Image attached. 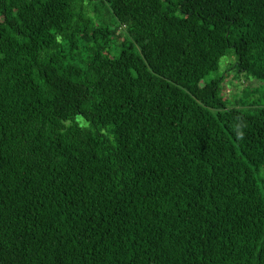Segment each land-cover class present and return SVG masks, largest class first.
<instances>
[{
    "label": "trees",
    "instance_id": "trees-1",
    "mask_svg": "<svg viewBox=\"0 0 264 264\" xmlns=\"http://www.w3.org/2000/svg\"><path fill=\"white\" fill-rule=\"evenodd\" d=\"M0 264H264V0H0Z\"/></svg>",
    "mask_w": 264,
    "mask_h": 264
},
{
    "label": "rangeland",
    "instance_id": "rangeland-1",
    "mask_svg": "<svg viewBox=\"0 0 264 264\" xmlns=\"http://www.w3.org/2000/svg\"><path fill=\"white\" fill-rule=\"evenodd\" d=\"M123 30H120L122 32ZM233 57H224L219 62V68L216 73H213L209 76V79H215V78H221L222 84H221V95L224 98V100L228 101L229 107H233L235 101L241 94V91L245 88L249 89H256L260 87V83L258 80L247 77L244 74H239L236 70V68L233 67L234 63ZM76 122L80 126H84L85 122L80 117H76Z\"/></svg>",
    "mask_w": 264,
    "mask_h": 264
},
{
    "label": "built area",
    "instance_id": "built-area-1",
    "mask_svg": "<svg viewBox=\"0 0 264 264\" xmlns=\"http://www.w3.org/2000/svg\"><path fill=\"white\" fill-rule=\"evenodd\" d=\"M120 30H124V26H122V27L120 28Z\"/></svg>",
    "mask_w": 264,
    "mask_h": 264
}]
</instances>
